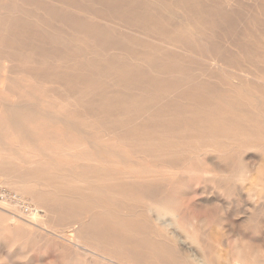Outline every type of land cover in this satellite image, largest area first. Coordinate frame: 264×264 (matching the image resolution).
Segmentation results:
<instances>
[{
	"label": "bare ground",
	"instance_id": "obj_1",
	"mask_svg": "<svg viewBox=\"0 0 264 264\" xmlns=\"http://www.w3.org/2000/svg\"><path fill=\"white\" fill-rule=\"evenodd\" d=\"M40 1L57 8L41 10L46 16L44 21L49 23L46 24L53 26L57 33H52L54 36L44 45L45 50L39 51V46L31 48L26 40L22 42L34 34L33 29L22 31L17 39L14 36L17 32L12 28H0V155L9 151L12 148L9 144L14 141L19 148L25 144V149L32 150L30 158L22 156L14 162L17 164L19 160L20 165L26 164L32 169L14 170L6 177L15 181L22 194L31 197L38 209V213H31L30 219L23 217L29 210H22L14 219L7 216L4 228L13 233L16 241H20L23 230L30 235L34 233L33 227L38 233L44 230L45 233H41L44 241L54 242L62 253L74 256L62 264H163L166 254L162 256V248L151 238L143 242L142 233L136 230L141 223L140 216L122 220L117 215L123 212V205L144 208L148 213L144 216L156 234L166 237L169 224L162 218L173 210L162 200L164 196L154 191L157 187L149 188L146 193L152 192V195L146 196V200L141 197L143 189L134 187L145 181L157 180L164 184L171 180L164 165L165 155L173 157L172 154L178 152L179 158L188 159L210 154L227 156L240 140L238 150L264 153V68L253 77L234 73L231 84L218 93L212 78L229 71L231 52L236 51L232 50V42L226 40L215 46L217 42L206 40L201 48L190 49L185 44L186 33L165 21L168 15L162 16L157 9L133 8L121 13V9L114 10V2L110 7L105 0L102 3L78 0L74 4H69V0ZM164 1L168 8L175 5L185 21L199 11L203 18L212 15L195 0ZM4 3L5 0L0 6ZM9 7L19 8L15 11L17 18L27 19L32 14L25 12L27 6L22 0L11 1ZM49 14L51 18L47 17ZM256 21L259 22L260 17ZM142 40L146 45L141 44ZM74 42L84 44L86 51L75 50ZM114 52L118 54L113 57ZM124 54L129 56L125 58ZM18 64L36 68L34 72L23 71L38 85L34 95L47 88L52 90L50 96L43 97L42 107H36V102L29 100L30 96L18 86L15 80V75H20L15 71ZM254 92L259 93V98H255ZM115 127L117 130L113 133ZM54 137L59 146L55 145L54 152L47 154L46 145ZM89 145L91 154L78 156V150ZM56 156L61 158L57 162ZM89 161L91 194L77 192V195L91 201V205L81 201L70 208L62 206L61 209L67 208L66 212H71L72 216L58 217L64 227L61 230L41 226L40 218L46 213L45 199L36 194V189L57 184L45 175L54 173L53 166L66 168L73 162ZM4 164L6 162H0V174ZM242 170L244 173L237 174L236 180L246 179V172ZM98 192L104 196L97 198ZM66 194L73 192L68 190ZM14 204L13 210L21 207V202ZM108 210L116 211L117 215L103 219L102 223L100 217ZM0 216L4 215L0 213ZM100 225L106 227L98 229ZM169 243L188 261L183 249L171 240ZM2 246L0 249L6 248ZM206 254L205 264L222 261L212 246ZM38 261L44 263L43 256ZM7 262L10 264L8 257Z\"/></svg>",
	"mask_w": 264,
	"mask_h": 264
},
{
	"label": "rangeland",
	"instance_id": "obj_2",
	"mask_svg": "<svg viewBox=\"0 0 264 264\" xmlns=\"http://www.w3.org/2000/svg\"><path fill=\"white\" fill-rule=\"evenodd\" d=\"M2 1L3 0L0 1V4ZM11 1L13 0H5V3L0 6V28H12L13 31L17 32L16 35L14 34L17 39L22 31H30L33 29L35 31H33L34 34L31 35L32 37L30 36L27 39H23L22 42L24 43L26 40L31 48L39 46L37 47L39 51L45 50L44 45L49 43L51 36L57 33L52 29L54 28L53 26L47 25L49 23L44 21L46 16L41 13V10L52 11L57 10V8L55 6L50 7L43 5L40 0H22L25 7L27 6L25 12L32 13L27 19H22L15 17L17 15L15 11L19 8L16 7L14 10L10 8L9 3ZM92 1L95 3H100L101 1L102 3L104 0H98L99 2L97 0ZM195 1L201 4L204 10L210 13L212 12V15L203 18L199 13L201 11H199L197 15L195 14L196 18L195 15H191L192 17L185 21L184 18L180 17L178 8L175 5L170 8L166 7L164 0H105V3L107 2V5L111 7L110 3L114 2V5L112 4L114 10L121 9V13L126 9L133 8L142 10L145 8L147 11L157 9V12H161L162 16L166 13L169 19H165V21H170L169 23L177 27L176 29L178 31L182 29L186 33L185 44L190 49L196 48L193 50L201 48V43L206 42V40L217 42L215 46L224 44L226 40L227 42H232L234 44L232 50L234 49L236 51H230L232 55L230 58L231 62L229 63L231 66L228 68L229 71L213 75L212 78L213 82L216 83L213 87L218 93L231 84L232 77L236 76L234 73L239 72L249 77H253L257 73L260 74V69L264 68V0ZM77 2L78 0L68 1L69 4ZM208 5L209 7H207ZM226 5L227 7H225ZM227 8L229 9V13H227ZM49 15L50 16L47 17L51 18V14ZM224 17L227 19H224ZM259 17L260 21L257 22L256 20H259ZM227 23H230L229 26ZM222 29H226V31L224 32ZM256 30L258 31L256 32ZM208 32L210 34H208ZM52 33H54V35ZM16 38L15 40L18 41ZM140 42L142 45H146V41L142 40ZM76 45H78V48ZM72 46L75 47V50L86 51L84 49L85 45L79 42L72 43ZM117 54L118 52H114L112 56L114 57ZM123 56L127 58L129 55L124 54ZM233 61L234 63H232ZM198 65H200V63ZM15 71H18L17 73L20 74L19 76L15 75V80L19 81H17L18 86L23 88V92L30 96L29 100L33 99L36 102V107H42V104H40L41 101H45L44 98L50 96V91L52 92V90L47 88L43 90V93L39 91L40 94L34 95L38 85L23 72H34L36 68L34 69L29 66L25 67L18 64L15 66ZM23 81L27 83L25 84ZM253 89L252 87L249 91L252 92ZM254 96L255 98H259V93L254 92ZM23 106L25 107V105ZM116 130L117 128L115 127L112 129V132L116 133ZM2 138H4V136H2ZM49 141V144L46 145V150H48L47 154H52L55 150V145L59 146V144L55 137L53 139L51 138ZM107 141H105V143ZM7 142H9V140ZM14 143L12 145L9 144L12 146L9 151H5L0 155V162H6L4 167L1 168L2 173L0 174V213L4 215L0 216V245L6 247L5 249H0V264H9L7 262V257L10 259V264H41L40 261H38L41 259V256H43L44 259V263L42 264H62L65 261L72 260L74 258L73 255L62 253L60 248H58L59 246L54 242H46L42 239L41 233H45L44 230L39 229L41 233H38L35 231L37 228L33 227L35 230L31 235L27 230H23L21 232L22 235L18 239L20 241H16L13 233L10 232V230L6 231L4 228L3 222L7 216L14 219L17 218V215H20L19 212L22 213V210H29L30 213L28 214L25 212L27 215L24 214L23 217L25 219H30L32 217L31 213H38L35 201H33L31 197L23 195L20 187L15 185V181L8 179L9 176L6 177V175H8L7 173H11L14 170L24 172L32 169L29 165L22 163L20 165L19 160L17 164L14 163L17 158L23 156V158L28 159L30 158V154H32L30 153L32 150L24 148L25 144L19 148L15 141ZM51 144L52 146H50ZM241 144V140L238 141L227 156L210 154L207 155L208 158L204 156V158L201 157L202 159H188V157L179 158L178 156L180 155L178 152L173 153V157L165 155L166 157H164V160L166 164L164 165H166V170L169 172H167L168 175L171 174L172 176L171 180L167 182L168 184L166 182L163 184L161 183L162 181L156 180L145 181L139 184L136 183L134 185V187L143 189L141 197L145 200L148 196L150 197L152 195V192H149L150 194L146 193L149 191V188L152 189L157 187L154 191L158 195H163L164 197L162 196V200L173 210V213L162 218L163 222L169 224L166 237H161L156 234L157 231H154L153 227H151V223L146 219V215L144 216L146 211L144 208L138 206L123 205V212L120 215H117L116 211H105L100 217L102 223L105 222L103 219L110 218L111 216L117 215L119 219L130 220V218L139 215L141 223L136 227V230L140 235L142 233L143 242L146 241V238H151L155 244H158L159 247L162 248V256L163 253L164 255L166 254L163 256V264H205L207 261L204 255L208 252L210 246L213 247L216 256L222 258V261L217 264H264V153L260 150H249V152L238 150V146ZM53 146L54 148H52ZM82 153L91 154V145L81 147L77 154L79 156L82 155ZM61 154L60 157H63ZM60 157L56 156L54 160L57 162L61 159ZM44 160L49 161L48 159ZM41 166H43V164H41ZM53 168L55 170L54 173L45 176L51 179L50 181H55V183H57L56 186L36 189V194L42 195L45 199L46 213L40 218L41 226L43 224L48 230L52 228L61 230L64 227L58 217L67 216L70 218L72 213L66 212V209L70 208V205H74L76 202L81 201H84L86 205H91V201L86 198L84 199L82 195H77V192L91 194V161L81 162L80 164L73 162L66 168H61L60 166H53ZM243 168L246 172V179L242 177L240 180H236L234 177L237 176V174L244 173L242 170ZM80 173L82 174L81 177H77ZM103 177L105 176L103 175ZM68 190H72L73 194H66ZM95 196L97 198H102L104 193L98 192ZM14 202H21V207L19 206L20 208L13 210V207L16 206ZM65 205L68 207L62 210L61 207H65ZM116 208L115 206V209ZM149 215L153 216L154 219V215L150 213ZM105 227V225H100L98 229H104ZM71 230L72 229H69V231ZM4 232H6V234ZM169 240L176 243L179 249L181 248L184 250L188 261L182 259L178 250L174 249L176 247L172 248L170 246L172 244L169 243ZM164 257H169V259H164ZM5 258L6 260H4ZM164 260H166V262Z\"/></svg>",
	"mask_w": 264,
	"mask_h": 264
}]
</instances>
